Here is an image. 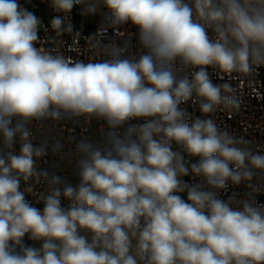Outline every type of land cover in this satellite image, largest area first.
<instances>
[{
    "label": "clouds",
    "instance_id": "clouds-1",
    "mask_svg": "<svg viewBox=\"0 0 264 264\" xmlns=\"http://www.w3.org/2000/svg\"><path fill=\"white\" fill-rule=\"evenodd\" d=\"M29 2L0 0V264H264V153L213 119L240 104L212 79L264 68V0H47L57 36L99 18L94 62L38 47ZM92 121L75 183L39 166Z\"/></svg>",
    "mask_w": 264,
    "mask_h": 264
},
{
    "label": "built area",
    "instance_id": "built-area-1",
    "mask_svg": "<svg viewBox=\"0 0 264 264\" xmlns=\"http://www.w3.org/2000/svg\"><path fill=\"white\" fill-rule=\"evenodd\" d=\"M22 2H24V0H22ZM26 7L34 11L42 21L40 30L41 42L38 44V47L52 49L54 52H62L73 61L94 62L104 58L99 50V46L94 47L100 40V34H97L98 17L88 22L79 15V9L74 8L70 19L74 25L75 31L73 33H65L62 36H57L55 32L50 30V27L47 31L44 28L54 15L52 10L48 7L47 0H30L29 3H26ZM78 25L82 27L93 26V29L81 32L78 31ZM134 31L135 30L130 26L127 28L126 32L121 30L119 35H115L111 31H108L102 34L103 38L100 43L106 44L113 39L119 42L121 39L129 38L132 39L134 45L135 41L131 37V33ZM212 79L213 82L217 84H222L229 80L231 86L235 89L234 94L240 104L237 110L229 111L222 108L218 109L217 112L213 114V119H215L217 124L222 128L227 127L234 134L244 136L246 139L250 140L255 151L264 153V68L258 69L257 72L248 79L236 80L225 77V80H221L215 73H213ZM184 107H188L189 111L193 112L195 115H200L198 108L189 105H184ZM100 129L101 124L96 121H92L91 123L84 122L75 128L71 126L65 128L63 132V151L60 153L50 152L48 156L38 161L39 166L56 168V166L59 165L64 170L62 174L67 176L71 182L75 183L76 178L72 176L70 172V161L75 158V140L70 139V137L79 139L83 132L84 135L92 139H99ZM42 191H44V189L38 187L36 195L29 196L28 199L35 202L38 194ZM244 191L245 189L243 185H241L238 188H230L228 195L231 196L235 194L236 197L239 198L243 195ZM258 199L261 203H264V195H260ZM62 204L67 206L68 201L62 200ZM35 206L42 208V204Z\"/></svg>",
    "mask_w": 264,
    "mask_h": 264
},
{
    "label": "trees",
    "instance_id": "trees-1",
    "mask_svg": "<svg viewBox=\"0 0 264 264\" xmlns=\"http://www.w3.org/2000/svg\"><path fill=\"white\" fill-rule=\"evenodd\" d=\"M93 29V26H79L78 25V31H81V32H85V31H90V30H92Z\"/></svg>",
    "mask_w": 264,
    "mask_h": 264
},
{
    "label": "rangeland",
    "instance_id": "rangeland-1",
    "mask_svg": "<svg viewBox=\"0 0 264 264\" xmlns=\"http://www.w3.org/2000/svg\"><path fill=\"white\" fill-rule=\"evenodd\" d=\"M83 19H85V18H83ZM85 20L88 21V22H91V21H93V18H87Z\"/></svg>",
    "mask_w": 264,
    "mask_h": 264
},
{
    "label": "crops",
    "instance_id": "crops-1",
    "mask_svg": "<svg viewBox=\"0 0 264 264\" xmlns=\"http://www.w3.org/2000/svg\"><path fill=\"white\" fill-rule=\"evenodd\" d=\"M26 243L31 244L32 241L26 239Z\"/></svg>",
    "mask_w": 264,
    "mask_h": 264
}]
</instances>
